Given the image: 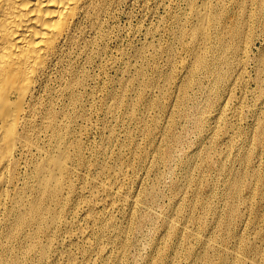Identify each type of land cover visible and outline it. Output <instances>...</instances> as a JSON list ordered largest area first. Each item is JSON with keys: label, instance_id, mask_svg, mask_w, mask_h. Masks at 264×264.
Instances as JSON below:
<instances>
[{"label": "bare ground", "instance_id": "1", "mask_svg": "<svg viewBox=\"0 0 264 264\" xmlns=\"http://www.w3.org/2000/svg\"><path fill=\"white\" fill-rule=\"evenodd\" d=\"M111 2L0 0V264H128L129 230L144 223L161 232L140 264H264V53L255 59L252 124L238 128L227 116L234 89L246 88L247 50L264 40V0L249 11L248 0H184L188 10H171L164 24L187 59L176 63L172 42L157 43L153 56L146 41L129 54L114 49L103 66L120 77L100 85L95 105L98 88L90 89L86 104L94 78L82 64L106 48L96 36L85 41L84 23L103 40ZM162 55L166 68L150 60ZM171 88L176 111L165 101ZM97 103L109 135L87 144L81 134ZM180 120L198 140L179 173L170 168L171 200L156 216L159 167L185 140Z\"/></svg>", "mask_w": 264, "mask_h": 264}, {"label": "rangeland", "instance_id": "2", "mask_svg": "<svg viewBox=\"0 0 264 264\" xmlns=\"http://www.w3.org/2000/svg\"><path fill=\"white\" fill-rule=\"evenodd\" d=\"M112 4L110 3V6L109 8L105 11V13H103V17L101 18L102 19V27H103V31L107 33V35L109 36H105V38H98V35H94V34H97V31L94 30L93 28H91L89 26V24L87 25L86 23H84V39L85 41L86 40H92V39H95L94 37L96 36V39L98 41V43H100L102 41L103 43V46L107 49H103L101 50V52L98 54V56L96 55L95 56V60L93 59L92 61H85L84 60V63L82 64V66L84 67V72L86 73L87 70L88 72L86 73L87 75H89V80H90V76L92 78H94V82H87L86 85L84 86V97L88 96V94H90L89 92H92V91H95L96 90V94L94 93L93 94V99L90 98V102L95 103L99 101V98L101 96V91H99V88H100V85H104V83L107 81V78L108 79H113V78H118L120 77L119 75V72H117L116 68H114V70L112 69L113 67H109V65L107 66V64L105 66H103L105 64V62L109 59L112 58H115L119 55V52L122 50V51H125V52H128V54L131 52V50L135 47H140L141 44L143 42H150L149 45L148 44V53L151 54L153 53L154 50V46L155 45H158L159 43H166V42H172L173 45H175V61L176 63H178L182 58V60H186V54L185 52H183V50L181 49V44L171 40L170 36L168 35V33H166L167 31V26L165 25L166 22L169 23V19L166 18L169 16L171 10L175 9L176 10H188L187 9V5L185 4L184 0H174V2H172L173 0H111ZM114 1V2H113ZM214 1V0H213ZM249 4H248V11H249V7L250 6H253L254 4V0H248ZM115 3V4H114ZM173 3V4H172ZM176 3V4H175ZM179 3V4H178ZM251 3V5H250ZM185 5V8L183 9L182 7H184ZM174 6V7H172ZM176 6V7H175ZM177 6H180L177 8ZM110 9V10H109ZM180 10V11H181ZM168 11V13L166 12ZM110 12V14H108ZM112 12V14H111ZM166 17H165V16ZM160 18V19H158ZM104 19V20H103ZM155 19V20H154ZM158 19V20H157ZM163 21H162V20ZM160 20V23L158 22ZM167 20V21H166ZM155 22V23H154ZM152 23V25H151ZM165 23V24H164ZM163 24V25H162ZM109 25V26H108ZM112 25V26H111ZM158 25V26H157ZM165 25V26H164ZM146 26V27H145ZM156 26V29H154ZM166 28H164V27ZM107 27V29H106ZM154 27V28H153ZM159 27V28H158ZM162 27V28H161ZM87 28V29H86ZM116 28V29H115ZM151 28V29H150ZM164 28V29H163ZM90 29V30H89ZM140 29V31H139ZM146 29H147V32H146ZM149 29V30H148ZM95 32H94V31ZM107 30V31H106ZM143 30V31H142ZM150 30H154L152 31V33H150ZM87 31V32H86ZM163 31V32H162ZM91 32V33H90ZM119 32V33H118ZM142 32V33H141ZM144 32V33H143ZM149 32V33H148ZM160 32L162 34H160ZM116 33V34H115ZM136 33V34H135ZM156 33V34H155ZM92 34V35H91ZM134 34V36H133ZM148 34V35H147ZM87 35V36H86ZM132 35V36H131ZM144 35V36H142ZM167 35V37H165ZM150 36V37H149ZM153 38H152V37ZM161 36V37H159ZM162 36H164L162 38ZM158 37V38H157ZM258 37V36H257ZM111 38V39H110ZM126 38V39H125ZM145 38V39H144ZM152 38V39H151ZM101 39V41L99 42V40ZM107 39V40H106ZM109 39V40H108ZM150 39V40H149ZM154 39V40H153ZM160 41H156V40ZM162 39V40H161ZM169 39V40H168ZM140 40H143L142 42L139 41ZM167 40V41H165ZM171 40V41H170ZM85 41H84V45H85ZM107 41V42H105ZM156 41V42H154ZM163 41V42H161ZM261 38H258L257 40L255 39L254 43L248 48L247 51H251L250 53L247 52V57L246 58L247 60H245V69H244V79H245V82H246V88L243 90H241L240 88H235L234 89V92H233V95L230 97V101L228 102V111H227V116L228 114H230L229 117L234 123H236V126L238 128H244V129H247L249 128V126L252 124V115H251V112H252V109L256 108V104H257V98H256V81L254 80L256 77V73L254 70L255 68V59L257 56H262V54L264 53V40L262 41ZM139 42V44H138ZM106 43V44H105ZM108 43V44H107ZM158 43V44H157ZM177 43V44H176ZM154 44V45H153ZM108 45V46H107ZM135 45V46H134ZM153 45V46H152ZM107 46V47H106ZM133 46V47H132ZM150 46V47H149ZM177 46V48H176ZM116 47V48H115ZM127 47V48H126ZM130 50H129V48ZM153 47V48H152ZM122 48V49H121ZM180 51H179V49ZM114 49H117L119 52H116L117 50L114 51ZM127 50V51H126ZM104 51V52H102ZM109 52V53H108ZM178 52L180 54H178ZM105 55H104V54ZM182 53V54H181ZM101 54V55H100ZM108 54V55H107ZM84 55H85V52H84ZM103 55V57L101 58V56ZM152 55V54H151ZM149 55V56H151ZM179 55V57H178ZM252 55V56H251ZM256 55V56H255ZM115 56V57H114ZM153 56V55H152ZM182 56V57H181ZM264 56V54H263ZM262 56V57H263ZM97 57V58H96ZM107 57V58H106ZM163 57V58H162ZM254 57V58H253ZM109 58V59H108ZM153 58V57H152ZM150 58L151 60V63H153L152 61L154 60L157 64H159V66H161L162 68H166L167 67V63L165 61V57L164 55L162 56H159V58L156 59H152ZM162 58V59H161ZM100 59V61H99ZM106 59V61L104 60ZM177 59V60H176ZM180 59V60H179ZM104 61V62H103ZM164 61V62H163ZM248 61V62H247ZM250 61V62H249ZM86 62V63H85ZM90 64H88V63ZM162 62V63H161ZM94 63V64H93ZM102 63V64H101ZM131 63L133 64L134 61L131 60ZM161 63V64H160ZM166 64V65H165ZM248 64V65H247ZM88 65V66H87ZM101 66V67H100ZM88 67V68H87ZM92 67V68H91ZM94 68V69H93ZM97 68V69H96ZM107 72H105L106 70ZM179 69V68H178ZM177 69V70H178ZM247 69V70H246ZM60 70L61 69H56L54 72L52 71V78L57 80V77L59 76L60 74ZM104 70V71H103ZM113 70V71H112ZM253 70V71H252ZM99 71V72H98ZM102 72V73H101ZM57 73V74H56ZM96 73V74H95ZM101 73V74H100ZM107 73V74H106ZM113 73V74H112ZM55 74V75H54ZM91 74H94V75H91ZM98 74V75H97ZM58 75V76H57ZM101 75V76H100ZM111 76V77H110ZM115 76V77H114ZM250 76V77H249ZM55 77V78H54ZM97 78V79H96ZM105 78V79H104ZM248 78V79H246ZM100 79V80H98ZM102 79H104L102 81ZM97 80V81H96ZM247 80V81H246ZM253 81H255L254 83V86H253ZM102 82V83H101ZM96 83V84H95ZM88 85V86H87ZM98 85V87H97ZM101 85V86H102ZM93 86V87H92ZM253 87V88H251ZM86 88V89H85ZM89 88V89H87ZM174 88V87H173ZM171 88L169 92L170 93V97H166L164 100L174 106L171 108L176 111L177 110V107L174 105L173 103V98L175 96V89ZM251 88V89H250ZM92 91H91V90ZM248 89V90H247ZM88 91V92H87ZM239 91V92H238ZM244 91V92H243ZM87 92V93H86ZM101 92V93H100ZM251 93V94H250ZM153 94H157V92L155 91ZM245 94V95H244ZM248 94V95H247ZM98 97H96V96ZM243 97H242V96ZM172 96V97H171ZM241 98H240V97ZM235 99H234V98ZM238 99H237V98ZM243 98V99H242ZM250 98V99H249ZM87 99V100H86ZM171 99V101H170ZM237 99V100H236ZM242 101H241V100ZM95 100V101H93ZM236 100V102H234ZM86 101V102H85ZM239 101V103H238ZM248 101V102H247ZM254 101V102H253ZM250 102V104H249ZM253 102V103H252ZM84 103H89V98L86 97L85 100H84ZM231 103V104H229ZM239 104V105H238ZM248 105V106H247ZM89 107V104L87 105ZM98 103H97V106H91V109L90 107L88 108L87 110V115H89L88 117L90 118L89 121L92 122L90 124V122L88 121L84 127L86 129V132L83 131V133L81 134L82 137L84 138L85 142L87 144H90V143H98L101 141L102 138H106V136L109 135V132H108V129L105 128L104 126L102 127V123L100 121H102V118L104 116V111L98 107ZM231 106V107H229ZM233 106V107H232ZM236 106V107H235ZM247 106V108H245ZM96 107H98L99 109H97ZM238 107V108H237ZM253 107V108H252ZM95 108V110L93 109ZM231 108H236L238 111L242 110L241 112L243 113L242 114V117L241 116H237L236 113H234L233 115V112L235 109H231ZM245 108V109H243ZM101 109V111H100ZM231 109V110H230ZM94 110V111H93ZM99 111V114H98V111ZM236 110V111H237ZM91 115H90V113ZM97 111V112H96ZM103 111V112H102ZM231 112V113H229ZM247 112V113H246ZM89 113V114H88ZM97 113V114H96ZM155 113V114H154ZM158 113V114H157ZM246 113V114H244ZM93 114V115H92ZM152 114V115H151ZM171 114V113H170ZM232 114V115H231ZM249 114V115H248ZM103 115V116H102ZM159 116L161 117V120L165 123L167 122V117L169 114H164V113H161V112H158V111H155L154 109H150L149 111V116ZM167 117H166V116ZM245 115V116H244ZM248 115V116H247ZM102 118H101V117ZM165 116V117H164ZM247 116V118H245ZM100 117V118H99ZM164 117V118H163ZM235 117H236V120H235ZM245 120H244V118ZM99 118V119H97ZM111 118V117H110ZM109 117L107 118L108 119V122L110 125L114 126L115 128L117 127V124L115 122V120H112L110 119ZM237 118H238V121H237ZM93 119V120H92ZM164 119V120H163ZM166 119V120H165ZM242 119V120H241ZM251 119V120H250ZM112 120V121H111ZM235 120V121H234ZM114 121V122H113ZM245 121V122H244ZM113 123V124H112ZM89 124V125H88ZM93 124V125H92ZM239 124V126H238ZM249 124V125H248ZM88 125V128H86ZM92 125V126H91ZM101 125V126H100ZM89 126L91 128H89ZM95 126V128H94ZM97 126V127H96ZM244 126V127H243ZM93 127V128H92ZM246 127V128H245ZM99 128V129H98ZM103 131H102V129ZM84 129V130H85ZM118 131H119V127H117ZM178 129L182 130L183 131V135H184V142L179 145L177 147V151H175V156H174V159L170 162L169 165H160V169L161 170V181L159 182V188L160 190L162 191V194L160 195V197H158L157 201L155 202V204L151 205L150 206V211L153 215H156L158 216L162 210L169 204L170 200H171V192H170V184L173 180V178L175 177V174L171 173L170 172V168H174V171H177L175 172L176 174L179 173L180 170L179 169V163L180 161L182 160V158L184 157L185 153H187L188 151L192 150L194 145L196 144L197 140H198V131L195 129V127L191 124V123H186V121L184 120H180L179 122V125H178ZM107 130V131H106ZM90 131V132H89ZM96 131V132H95ZM98 131V132H97ZM102 131V132H101ZM105 131V132H104ZM107 132V133H106ZM89 133V135H87ZM97 133V134H96ZM104 133V134H103ZM196 133V134H195ZM92 134V135H91ZM87 135V136H86ZM103 135V136H102ZM119 135H122L119 133ZM193 135V136H191ZM91 136V137H90ZM190 136V137H189ZM189 137V138H188ZM194 139H193V138ZM197 137V138H196ZM94 138V139H93ZM188 138V139H187ZM89 139V140H88ZM94 141H93V140ZM99 140V141H98ZM88 141V142H87ZM97 141V142H96ZM189 144V145H188ZM263 145V146H262ZM261 145V153L263 154L264 153V144ZM186 147V148H185ZM178 153V155L176 154ZM181 154V155H180ZM215 154V155H214ZM125 155H128V153L125 152ZM177 155V156H176ZM216 155L217 153H212V157L213 159L211 158V161L212 163H215L216 161ZM176 158V159H175ZM180 159V160H179ZM172 163V165H171ZM173 166V167H172ZM165 167V169H164ZM167 170V171H166ZM169 171V172H168ZM168 172V173H167ZM170 173V174H169ZM163 175V176H162ZM165 180V181H164ZM168 184V185H167ZM166 188V189H165ZM165 190V191H164ZM159 210V211H158ZM115 212V211H114ZM114 214H117V211L114 213ZM118 218H120L118 215H116ZM264 223V221L262 222ZM147 223H144L143 225H141L140 227H136V228H130L131 231L129 230V240H132V241H135L133 245L129 246L126 250V258L125 260H123L125 263H128V264H132L134 260V263L133 264H140L145 258L147 255H149L150 253V240L152 239V236H158L161 232V228L160 227H152L150 224H147ZM143 229V230H142ZM148 229V230H147ZM146 230V231H145ZM134 231V232H133ZM148 231V232H147ZM131 232V233H130ZM158 233V234H157ZM147 235V236H146ZM251 238L252 237V234L249 235ZM149 238V239H148ZM141 241H140V240ZM139 241V242H138ZM142 244V245H141ZM135 246V247H133ZM141 247L143 248L140 249ZM148 247V248H147ZM131 248V250H130ZM147 248V249H146ZM133 249V250H132ZM149 249V250H148ZM142 250V251H141ZM134 252V253H133ZM136 252V253H135ZM141 252V253H140ZM132 253H133V256L134 258H132ZM142 255V256H141ZM127 256H130V257H127ZM130 258V259H129ZM142 258V259H141ZM144 258V259H143ZM132 259V260H131ZM130 260V261H129ZM59 264H65V262H63L61 259H59ZM62 262V263H61ZM121 264H124L123 262ZM164 264V263H163Z\"/></svg>", "mask_w": 264, "mask_h": 264}]
</instances>
